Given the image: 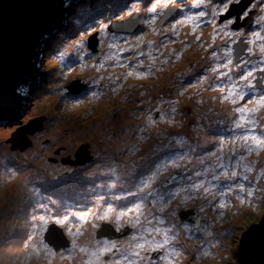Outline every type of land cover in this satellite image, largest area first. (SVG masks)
Returning <instances> with one entry per match:
<instances>
[{
	"label": "rangeland",
	"instance_id": "rangeland-1",
	"mask_svg": "<svg viewBox=\"0 0 264 264\" xmlns=\"http://www.w3.org/2000/svg\"><path fill=\"white\" fill-rule=\"evenodd\" d=\"M175 2L176 0H93L91 3L88 1L76 5L77 14L71 13L73 36H59L61 39L55 40L54 50L47 51L42 66L48 68V90L40 93V87H36L27 116L22 121L45 115L46 126L43 130H36L38 137L33 138L37 144L32 148L27 146L24 150L13 148L12 140L7 134L12 133L15 124L0 123V191L28 169L26 195L19 207L11 206L9 209L5 207L8 202L0 198V228L5 229L0 235V241L5 245L4 250H8L7 261L2 263L0 260V264H36L34 259L30 262L27 260L23 248L34 255L40 252L43 256L42 264H66L72 257L90 264L95 260L97 249L94 237L89 234L86 236L85 233L79 241L77 239L86 228H95L100 220L114 225L119 220L120 225L130 228H137L138 223L147 228L146 234H151L141 238L135 248L131 246L132 242H136L131 236L115 254L113 245L109 244V249L98 255L99 260L108 264H150L156 258H151L155 251H162L163 255L167 251V259L171 261L169 264H237L239 236L245 227L257 224L264 215V145H257L255 141L243 138L252 134L264 137V105L259 103L260 95H264V86L261 89L247 87L254 79L255 71L264 72V35L252 36L250 39L246 37L244 40L247 45L243 51L245 49L250 57L243 60L242 70L236 77L240 80V76L248 71L252 75L248 80L242 79L245 88L237 91L245 94L244 100L237 98L238 105L233 104L235 109L230 107L226 111L228 97L232 96L230 83L227 91L222 90L219 83H213L218 79L221 62L231 58L229 48L233 41L230 40L242 35L238 33L228 36L225 34L228 30L223 32L222 27L215 24L216 16H212L214 4L209 0H184L187 7L178 10L169 23L166 21L170 17L165 23L160 22L162 26H157L163 9ZM197 3L200 8L193 7ZM201 10L205 12L203 17L196 15ZM257 10L260 14L264 12L259 6ZM136 16L139 27L134 34L108 31L112 22L123 23ZM130 24L133 25V21ZM167 30H172L173 33L168 38H160ZM199 31H209L208 38L204 34L198 35ZM191 34L196 36V46L187 51L192 45L188 46L189 41L194 39ZM221 40L227 41L226 54ZM92 41L97 47L95 51L99 62L107 57L110 71L126 74L131 87L128 94L135 95L137 99L145 87L150 89L153 85L148 82L137 84L138 80H135L134 75L139 74L140 77L143 61L133 62L130 58L139 48L142 54L135 59L145 56V60H149L152 55L154 58H163L165 55L164 69L160 73L167 76L169 69L171 75L167 82L160 84L163 87L159 104L168 108L163 106L165 112L157 120L153 115L159 109V104L150 100L151 94L148 95L149 101L145 102V92H142L140 103L134 98L129 103L130 108L138 107L139 112L130 114L132 119L126 118L121 122L120 116L124 114L117 111L118 104L114 98H109L107 103H99L92 99L75 98V91L66 90L68 83L69 86H81L80 81L76 83L77 72L86 69L89 70V75L94 72L95 64L89 63L91 59L87 61L84 57L90 51L87 45L90 46ZM216 42L219 43L216 45L217 50L213 52L215 55L207 53L208 44ZM242 52L238 59L246 56ZM219 55L227 56L219 61V66L215 61L208 65L209 70L216 72L211 84L207 66L200 68L199 65L202 67L207 57L215 60ZM234 67V64L228 65L227 73ZM154 69L148 68L150 73L147 77L154 75ZM155 84L158 85L159 81ZM238 107L246 109L244 118L249 121L248 124L241 123V114L236 111ZM126 108L127 104L124 103L121 111ZM92 109L105 110L110 115L95 113ZM214 109L225 117H220ZM78 115L81 117L78 118ZM98 115L100 117L96 119ZM133 117L144 126L136 132L137 122ZM96 120L102 124L91 132ZM126 121L134 130L132 137L125 126ZM237 124H240L239 128ZM189 130L196 131L191 134ZM55 131L58 137L51 139ZM200 142L204 145L203 148ZM172 143L174 145L170 148L178 152L175 164L171 158H165L170 148L163 150ZM89 145L92 154L100 159L109 157L99 155V149L96 150L95 145L105 146L111 152L119 151L110 156L111 160L88 169L79 168L74 163L60 162L61 157L76 161L75 154L83 151L84 147L89 148ZM31 150H42V159L37 164L40 170L30 166L33 161L27 157ZM159 155H164L162 160L149 164L148 167L143 165L147 163V158L150 157L151 161ZM228 155L231 164L224 166L223 160ZM58 168L60 171L57 173ZM134 168L141 170L142 174H136ZM181 171L184 174L174 177L180 179L178 186L169 190V195L178 191L175 207L195 206L207 219L205 225L198 230L188 231L178 224L176 218L161 217L153 220L146 219L144 215H134L132 220L133 215L126 216H130L129 218L121 217L120 213L134 210V198L137 197L133 195L145 193L142 197L158 198L160 191L166 186V179H171ZM233 171L236 172V177H232ZM47 173H53V176L63 175L67 180L59 183V186L66 189L62 192L53 190L52 186L45 183L44 175ZM84 173L89 176L85 177L88 181L83 184ZM72 177H77L81 184H74ZM243 177L246 179H242ZM161 178L164 183L160 184L157 192L152 191L156 194L146 193L151 192L145 190L152 189L161 182ZM239 183L244 185L243 190L236 186ZM229 185L232 190L227 192L225 189ZM99 186L101 190L110 189L112 201L101 202L102 199L92 197V193L98 192L96 189ZM3 191L7 194V190ZM194 191L196 192L193 193ZM167 194L163 190L164 200L167 199ZM59 201L64 205L63 208L59 206ZM221 203L225 206L221 207ZM151 206L154 210L165 213V205L162 203L152 202ZM85 215H89L88 220ZM100 215L103 216L98 220ZM5 221L8 225L4 224ZM52 224L58 230L62 229L70 241L68 248H56L59 251L55 252L52 245L43 240V233ZM55 231L52 234H56ZM6 232H11L8 235L13 238L2 237ZM172 238L175 241L171 242ZM91 242L93 245L89 246L88 243ZM162 258L160 257L161 261Z\"/></svg>",
	"mask_w": 264,
	"mask_h": 264
},
{
	"label": "flooded vegetation",
	"instance_id": "flooded-vegetation-1",
	"mask_svg": "<svg viewBox=\"0 0 264 264\" xmlns=\"http://www.w3.org/2000/svg\"><path fill=\"white\" fill-rule=\"evenodd\" d=\"M209 1L211 4H215L218 2V1L215 2L213 0H209ZM189 3H191V1ZM233 4H236V3H233ZM249 6H250V12H249V16H248L249 19H248L247 24H245V21L247 19L246 18L243 20H239L235 24L229 25L227 28H225L219 23V21L223 20V18H221L222 16H220L219 18H217L218 16H216V19H215V24H219L220 27H222L223 32L225 30H228V32H230V31L239 29L240 30L239 33L242 35L241 37L239 36L238 39H236V37H235L234 39L230 40V41H233L230 48H229L230 55H231L230 59L232 60L231 64L235 65V67L233 68V70L231 72L228 71V73H227L226 67H224V65L227 61H222L224 59V57H226L227 55L222 56V57H220V55H219V58H217L215 60H211L208 63V65H209L212 63V61H215L217 63V65L219 66V64H218L219 61H222L221 66L219 68L218 79L213 84L219 83L221 89L227 91V86L230 83V85H229V87H231L230 93L237 92L238 90L245 88L244 87V81L242 79L239 80L236 77L242 70V67L244 64L243 60H248L250 57V54L246 53L247 51L245 49L243 51L244 46L247 45L244 40L246 39V37L248 39H250L252 36L264 35V12L262 14H260L257 10V6H259L260 8H264V1L263 0H258V1H256V0H245L244 8L249 7ZM170 7H176L175 11L177 12L181 8L183 9L187 6L185 5L184 0H176L175 4L169 6V8ZM167 8L168 7L163 9L161 17L163 16V14ZM241 9L242 8L238 9L239 12L233 14L232 16L233 17L237 16L241 12ZM176 12L172 15V17L169 21H166L167 23H169L170 21L173 20ZM212 16L215 17L214 13L212 14ZM161 17L157 21V26L163 25V24H160ZM133 18H134V22H135V27L133 28L132 32L126 33V34H134L139 27L138 24L136 23L137 16L133 17ZM164 23H165V21H164ZM109 26H108V28H109ZM207 32H209V31H207ZM207 32H205V33L207 34ZM172 33H173L172 30L164 31L160 38H168ZM205 33H202V31L201 32L199 31L198 35H200V34L203 35ZM62 34H64V33H62ZM228 36H231V35H228ZM223 37H227V36H223ZM223 37H221V38H223ZM191 38H194V39L189 41L188 46L190 44H192L191 45V48H192V47L196 46L197 39H196V36L193 37L192 34H191ZM56 40L58 41V39H56ZM95 40H97V36H96ZM221 41L223 42L222 47H223L224 54H226L225 52H226V47H227L226 46L227 41L226 40H221ZM199 43H200V41H199ZM235 43H237V44H235ZM260 43H262V41ZM87 49H89L90 51H87L84 54V57L87 59V61H88V59H91V61H89V63H94L96 68L91 75L88 74V71H89L88 69L82 70V71H79L76 73V77H75L76 83L78 81H80L82 83L81 86H77V84L74 86H71V85L69 86V83L67 84L68 86L65 87L66 90L68 92L69 91H75V95H74L75 98H80V99H85V100L92 99L95 102L98 101L99 103L100 102L107 103L106 101H102L101 97L103 95V91H106V90L109 91L111 95L108 97V99L114 98L116 100V103L118 104L117 108H116L117 111L119 113L124 114L123 116H120L119 120L121 122L123 120H125L126 118L132 119L131 117H129V115L132 113H135L138 107L130 108L129 103H130V101H132L133 98L135 99V101L140 103L142 101V92H145L144 95L148 96L149 93H147V92L150 91V94L152 95L151 96L152 98L150 100H153V102L155 104H159L160 100L162 99L160 96V93L162 92V87H163L160 84L164 83L163 76L160 73L161 70L164 69V59H165L164 53H162L164 55L163 58L162 57L154 58L153 55L151 57H149L147 55L149 57V60H145L146 59L145 56L141 57L139 59H135V58L140 57L141 56L140 54H142L141 48H139L135 51L134 55H132V57L130 58V59H132L133 62L143 61V65L140 69L141 70L140 77H139V74L134 75L135 80H138V81H136L137 84L148 82L151 85H153L150 89H147L145 87V89L142 90L140 97L137 99L135 95L130 96L128 94L131 87L129 86V81H127L128 77L126 76V74L116 73V72L110 71V68H108V58L107 57H103L99 62V60L97 59L98 53L95 51V50H97V47H95V45L93 47H90L89 45H87ZM216 50H217L216 47L211 46L210 43L208 44L207 53H213ZM194 52H197V51L194 50ZM241 52L243 53V56L244 55H246V56L243 57L242 59H238V57H241ZM160 53H161V51H160ZM128 55H130V54H128ZM252 57L255 60H257V62L259 61L254 56H252ZM159 62H161V63H159ZM98 65H100V67H98ZM208 65H207V68H208ZM149 67L155 68L154 69V75L147 77V75L150 73V71L148 70ZM156 67H158V68H156ZM159 67L160 68L162 67V68L159 69ZM208 70H209V68H208ZM160 74H161V77H160ZM215 75H216V72H215ZM132 76H133V74H132ZM82 77H84V79ZM214 79H215V76H214ZM158 81H159V84L156 85L155 83H157ZM251 83L255 85V88L261 89L264 86V72L255 71L254 72V79L251 80ZM137 88H139V87H137ZM257 92H260V91H257ZM108 99H107V101H108ZM232 99H233V97L229 96L230 102H232ZM147 101H149V100H147ZM238 101L239 100L236 99V102H238ZM124 103L127 104V108L124 109L123 111H121ZM163 106H164V104H162V103H160L158 105L159 109L154 112V115H153L154 119L157 120V118L160 117V114L162 115L163 114L162 112H165V109L168 108L167 106H164L165 109H163ZM133 118L135 119V121L138 124L135 128V132H136L138 129H141L144 126L142 125V123L139 120H137V118H135V117H133ZM133 133H134V130H132V134ZM118 137L120 138V136H118ZM173 145H174V143L169 144L167 147L170 148ZM95 149L96 150L99 149L98 154L101 155L103 158H108V157L109 158L108 159H100L95 154L93 155L92 151H91V147L89 145V148L87 146V147H84V149H83V153L85 154V160L87 162L83 165H79V168L85 167L86 169H88V168H91L94 166L101 165L105 161L111 160L110 156L112 154L115 155V152L119 151V150H115V152H111L105 146L98 147L96 145H95ZM163 150H166V148ZM90 151H91V153H90ZM163 157H164V155H159V157H157V158H152L151 161H150V159H151L150 158L149 164L153 165L158 160H162ZM228 157H229L228 158L229 159L228 160V166H230V164H231L230 155H228ZM165 158H171L175 164L178 161V152L174 148H170L167 150ZM61 159H64L63 164L73 163L72 159H70L69 157L68 158L61 157ZM119 161L120 160L117 161V164ZM224 162H225V160H223V163ZM149 164H148V166H149ZM143 165L146 167L145 164H143ZM224 166H225V163H224ZM134 170L136 171V174H138L139 176L142 174L141 170L138 171L137 168H134ZM179 179H180L179 177L178 178H171V179L167 178L166 182H165L166 186L163 187V189L159 193L160 198H159V196H158V198L142 197L145 193H143V194L137 193V194L133 195V197L134 196L137 197V198H134L135 199L134 203H133L134 210L133 211H126L124 213H120V215H122L121 217L129 218L130 216H128V217H126V216L127 215H133V217H131L132 220L135 217L134 215H144L146 219H153V220H156L157 218H161V217H171L174 219L176 218V220L178 221V224L183 225L188 231L198 230L200 227L205 225V223L207 221L205 216L202 215V213L195 206H190L187 208H176L175 207V204H176L175 199H177V197H178V191L172 192L169 195V190L174 188V186H178ZM160 181L161 182L154 185L152 189L145 190V191H151V192H146V193H153L152 191L157 192L160 184L164 183V179L161 178ZM96 190L98 192L92 193V197H98L99 199H102L101 202L112 201V196H111L109 188L101 190V187L99 186V187H97ZM163 190H166L168 193L166 200H164V195H162ZM103 191H106V194H103ZM195 192L196 191H194L193 193H195ZM153 194H156V193H153ZM106 196H108V197L106 198ZM194 196H195V194H194ZM152 202L157 203V204L162 203L163 205H165V209H164L165 213L157 212L156 210H154L151 206ZM189 209H194V211L197 212L199 215L197 227H194L191 223H189L187 221H180L178 219V215H179L180 210H189ZM102 216L103 215H100L97 219L98 220L101 219ZM136 225H137V228H135V227L130 228L128 226L125 227V225L119 224V220L117 221V223L115 225L110 224L109 222H106L103 220H100L99 222H97V226L93 229V234L97 238V240L94 238V244L97 246V249L95 251V260L93 262H91L90 264H108L107 262H103V261L99 260L98 255H100L103 252H106L109 249V246H108L109 244L113 245L112 246L113 254H115L116 252L121 250L122 245H123L122 243L127 242L131 236H133V241L134 240L136 241V242L131 243V246L135 248V244L137 242H139L141 238H143L145 235H151V234L145 233V231L147 230L146 227H142L138 223ZM168 228L171 229V227L169 225H168ZM188 231H186V232L188 233ZM173 241H175V238L171 239V242H173ZM154 256L156 258H154V260H151L152 262L150 264H169L171 262L170 260L167 259V256H168L167 251H166V255H163L162 251H155V253H153L151 258H153ZM160 257H163L162 261H161ZM108 259H109V257H107V260ZM129 264H131V262H129Z\"/></svg>",
	"mask_w": 264,
	"mask_h": 264
},
{
	"label": "water",
	"instance_id": "water-1",
	"mask_svg": "<svg viewBox=\"0 0 264 264\" xmlns=\"http://www.w3.org/2000/svg\"><path fill=\"white\" fill-rule=\"evenodd\" d=\"M88 1L91 0H0V123L15 124L12 133L7 134L13 148L31 147V136H36V130L46 126L45 115L22 121L36 87H40V93L48 90V68L42 66L47 51L54 50L55 36H73L71 12L76 10L77 4ZM175 8L168 7L161 21L168 20ZM240 8H244V3L232 4L231 16ZM123 31L130 33L133 28ZM94 45L92 41L90 47ZM75 157L74 164L87 162L83 151ZM228 158L225 166H228ZM60 162L64 163V159ZM182 174L184 171L172 178ZM178 219L197 227L199 215L194 209L180 210ZM53 231L56 234H52ZM55 235L65 238L54 224L48 225L43 240L52 245ZM238 253L237 264H264V215L257 224L245 227L238 238Z\"/></svg>",
	"mask_w": 264,
	"mask_h": 264
},
{
	"label": "bare ground",
	"instance_id": "bare-ground-1",
	"mask_svg": "<svg viewBox=\"0 0 264 264\" xmlns=\"http://www.w3.org/2000/svg\"><path fill=\"white\" fill-rule=\"evenodd\" d=\"M130 28H132L133 26L131 25V26H129ZM122 28V27H121ZM207 35V38H208V36H209V32H207V34L205 33L204 34V36H206ZM217 43H219V42H216V43H211V45H213L214 47H216V45H217ZM223 46V45H222ZM191 49V47L187 50V51H189ZM49 55V54H48ZM46 56H47V54H46ZM211 61V59H209L208 57L206 58V60L204 61V63H203V65H202V67L199 65V67L200 68H203V66H207L208 65V63ZM166 68H167V66H165ZM165 68V69H166ZM168 69V68H167ZM207 70H208V68H207ZM209 71V73H208V75L210 76V82H211V84H212V82L214 81V76H215V72L214 71H212V70H208ZM164 72V71H163ZM167 76H163V81H166L167 82V80L169 79V77H170V75H171V71L168 69V71H167ZM212 78V79H211ZM147 93H149L150 94V91H148ZM111 94H110V92L109 91H103V95H102V97H101V99H102V101H106L107 102V99H108V97L110 96ZM144 99H145V102H147V100H148V96H146V95H144V97H143ZM239 102V101H238ZM236 104H237V102H236ZM238 105V104H237ZM106 107V106H105ZM230 107H232L233 108V110L235 109V106L233 105V103L232 102H230V100H229V97H228V104H227V106H226V111H228L229 110V108ZM92 111H94L95 113H99V112H102V114H108V115H110L108 112H106L105 110H100V109H97V110H94V109H92ZM213 111H215V112H217L218 114H219V116L220 117H225V116H222V113L221 112H219L218 110H216V109H214ZM137 112H139L138 110H136V112L135 113H137ZM81 117V115H78V118H80ZM100 116L98 115L97 117H96V119L97 118H99ZM78 120V119H77ZM76 120V121H77ZM102 124V122L101 121H94L93 122V127L91 128V132L92 131H94L95 130V127H97V126H99V125H101ZM138 125V124H137ZM137 125H135V128H136V126ZM125 126H126V128H127V131L129 132V134L132 136V128H131V126H130V123L128 122V121H126L125 122ZM196 130H189V132L191 133V134H193L194 132H195ZM41 134H43L42 132H41ZM32 138V142H33V144L31 145V148H32V146L33 145H36L37 144V141L35 142V140H33V138L35 137V138H37L38 136L36 135V136H31ZM58 136L56 135V131L52 134V136H51V139L52 138H57ZM65 138H63V142H65V140H64ZM127 141H129V140H127ZM200 146L203 148L204 147V145L200 142ZM30 148V149H31ZM169 147H166V149H168ZM43 150V149H42ZM42 150H40V151H34V150H31L30 152H29V156L27 157V159H30V160H32L33 162L30 164V166H31V168H34L35 170H40L39 168H38V166H37V164L38 163H40V160L42 159ZM149 159H150V157L149 158H147V163H145V165H146V167H148V164L150 163L149 162ZM37 160H39V162H37ZM20 164L21 165H23V163H21L20 162ZM60 171V168H58L57 169V173ZM79 171V170H78ZM27 172H28V169L27 170H24L19 176V178H16L15 180H14V182H12V183H10L8 186H6L3 190H7V194H5V192L2 190V191H0V198L1 199H4V200H6L8 203H7V205L5 206V207H9V209H10V207L11 206H15V207H19V204H20V202L23 200V198H24V196L26 195V188H25V186H26V184H27V177H28V174H27ZM68 176H70V173L68 174ZM83 176H84V178H83V181L81 182V183H85L86 181H88V179H86L85 177L86 176H89L87 173H84L83 174ZM44 180H45V183L46 184H48V185H50V186H52V189L53 190H58V191H61L62 192V190H64V189H66V188H60V186H59V183H63V182H65L67 179H65L64 177H63V175H61V174H58V175H56V176H53V173H47V174H45L44 175ZM72 180H74L75 182H74V184H79L80 183V180L78 181L77 180V177H72ZM80 183V184H81ZM70 190V189H69ZM22 191V192H21ZM103 194H106V191H103ZM12 195H16L15 197L14 196H12ZM19 197H20V201H19ZM59 206L60 207H64V205L62 204V202L61 201H59ZM26 208V207H25ZM262 209V208H261ZM14 211H15V209H14ZM158 212V211H157ZM25 215H26V212H25ZM4 224L5 225H8V222L7 221H5L4 222ZM86 227V224L84 223V228ZM4 230L5 229H2V228H0V235H2L3 234V232H4ZM7 233V232H6ZM8 233H11V232H8ZM8 233L5 235V236H2V237H7V238H9V239H12L13 237H12V235H8ZM86 233H89V234H92V231L91 230H89V229H87L86 230ZM182 235H180V237H181ZM5 249V245H3L2 244V242L0 241V260H1V262L2 263H5L6 261H7V259H8V250H4ZM17 249V247L15 246V248H14V250H16ZM23 251H24V253H25V255H26V258H27V260L30 262V260H32V259H34V260H36V264H42V260H43V256L41 255V253L39 252V253H36L35 255L32 253V252H30L29 250H26V249H24L23 248ZM66 264H84L83 263V261H80V260H77L76 259V257H72L71 258V260H67L66 261Z\"/></svg>",
	"mask_w": 264,
	"mask_h": 264
},
{
	"label": "snow or ice",
	"instance_id": "snow-or-ice-1",
	"mask_svg": "<svg viewBox=\"0 0 264 264\" xmlns=\"http://www.w3.org/2000/svg\"><path fill=\"white\" fill-rule=\"evenodd\" d=\"M240 2H241V0H218V2L214 4V6H213L214 15L215 16H223L224 17L223 20L219 21V23L223 27L227 28L229 25H233L239 20H243V19L248 18L249 12H250V6L243 8L241 10V12L237 16H235V17L231 16V14H230L231 5L233 3L239 4ZM193 7L200 8L201 6H200V4L197 3V4H194ZM262 11H264V8H262ZM225 14H227V15H225ZM196 15H198L199 17H203V16H205V12L203 10H201ZM239 31H240L239 29H236V30L227 32L225 34L226 35H236V34L239 33ZM248 51H250V49H248ZM262 51H264V49H262ZM213 55H215V53H213ZM231 63H232V60L229 58L227 60V62L225 63L224 67H227ZM251 75L252 74H251L250 71L245 72V73H243L240 76V79L248 80V77H250ZM247 87L250 88V89H254L255 85L252 84L251 82H249ZM230 95H232V97H233L232 103L235 105L237 97L240 100H244V95L245 94L239 93V92H232V93H230ZM248 102H250V101H248ZM259 103L261 105H264V95H260ZM236 111L241 114L240 115L241 123L248 124L249 121L244 118V113H245L246 109L243 108V107H238L236 109ZM236 126H237V128H239L240 124H237ZM243 138L244 139H251V140L255 141L257 145H264V137H259V136L255 135V134H252L251 136L245 135ZM231 175H232V177H236V172L233 171ZM242 179H246V177H243ZM236 186L239 187L241 190L244 189V185L242 183H239ZM231 190H232L231 185H229L225 189V191H227V192H230ZM221 194L223 195L224 193H221ZM249 195H251V192H249ZM220 206L224 207L225 205H224V203H221ZM126 210H130V209H126ZM66 218L67 217H65V219ZM81 250L83 251V249H81Z\"/></svg>",
	"mask_w": 264,
	"mask_h": 264
},
{
	"label": "clouds",
	"instance_id": "clouds-1",
	"mask_svg": "<svg viewBox=\"0 0 264 264\" xmlns=\"http://www.w3.org/2000/svg\"><path fill=\"white\" fill-rule=\"evenodd\" d=\"M93 0L89 1L90 3L92 2ZM216 2V1H215ZM242 4L245 2V0H241ZM84 3H87V2H84ZM94 7V6H93ZM73 13L76 14V11L75 10H72ZM72 13V12H71ZM175 13V12H174ZM251 16V15H250ZM133 21V27H135V22H134V18L132 17L130 20H127L123 23H117V22H113L109 28H108V31L109 32H116V33H126L125 31H123V29H126V28H130L129 26H131L130 22ZM122 27V28H121ZM130 28V29H132ZM57 39V38H56ZM86 216V219L88 220L89 219V215H85ZM94 229V228H93ZM93 229H89L92 231V234H93ZM86 230L87 228L81 233V236L84 235L86 233ZM46 232V231H45ZM44 232V233H45ZM61 232H62V229H61ZM63 233V232H62ZM88 233H86L87 235ZM64 235V233H63ZM65 236V235H64ZM81 237H79L77 240H79ZM65 241L67 242V244H65ZM70 245V241L66 238L62 239L60 235H58L56 238H54L53 242H52V247L53 249L55 250L56 248H60V250H63L68 248ZM59 250H55V252H58Z\"/></svg>",
	"mask_w": 264,
	"mask_h": 264
},
{
	"label": "trees",
	"instance_id": "trees-1",
	"mask_svg": "<svg viewBox=\"0 0 264 264\" xmlns=\"http://www.w3.org/2000/svg\"><path fill=\"white\" fill-rule=\"evenodd\" d=\"M76 14H77V12H76ZM55 38H57V39H61L58 35H56Z\"/></svg>",
	"mask_w": 264,
	"mask_h": 264
}]
</instances>
